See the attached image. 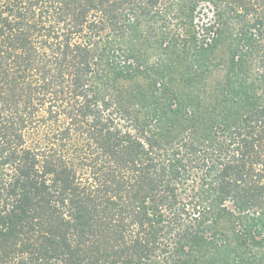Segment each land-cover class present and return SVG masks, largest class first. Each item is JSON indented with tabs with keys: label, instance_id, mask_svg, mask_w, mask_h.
Here are the masks:
<instances>
[{
	"label": "trees",
	"instance_id": "1",
	"mask_svg": "<svg viewBox=\"0 0 264 264\" xmlns=\"http://www.w3.org/2000/svg\"><path fill=\"white\" fill-rule=\"evenodd\" d=\"M0 264H264V0H0Z\"/></svg>",
	"mask_w": 264,
	"mask_h": 264
}]
</instances>
